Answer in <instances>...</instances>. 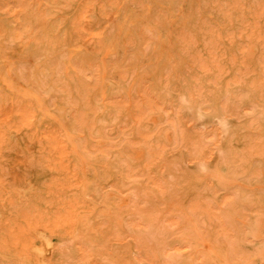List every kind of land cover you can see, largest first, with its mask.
Listing matches in <instances>:
<instances>
[{"label": "rangeland", "instance_id": "rangeland-1", "mask_svg": "<svg viewBox=\"0 0 264 264\" xmlns=\"http://www.w3.org/2000/svg\"><path fill=\"white\" fill-rule=\"evenodd\" d=\"M0 264H264V0H0Z\"/></svg>", "mask_w": 264, "mask_h": 264}, {"label": "bare ground", "instance_id": "bare-ground-1", "mask_svg": "<svg viewBox=\"0 0 264 264\" xmlns=\"http://www.w3.org/2000/svg\"><path fill=\"white\" fill-rule=\"evenodd\" d=\"M38 238L39 244H34L30 249L32 253H34L38 257H42L51 251L52 244L49 241L48 237H46L44 234H39Z\"/></svg>", "mask_w": 264, "mask_h": 264}]
</instances>
